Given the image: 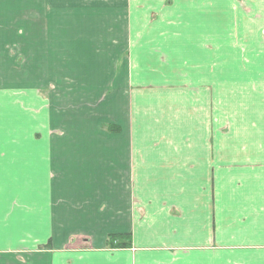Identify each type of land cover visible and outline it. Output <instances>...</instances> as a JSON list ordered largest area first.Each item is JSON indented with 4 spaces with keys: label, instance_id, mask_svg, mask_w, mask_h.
Masks as SVG:
<instances>
[{
    "label": "crops",
    "instance_id": "1",
    "mask_svg": "<svg viewBox=\"0 0 264 264\" xmlns=\"http://www.w3.org/2000/svg\"><path fill=\"white\" fill-rule=\"evenodd\" d=\"M0 264H264V0H0Z\"/></svg>",
    "mask_w": 264,
    "mask_h": 264
},
{
    "label": "rangeland",
    "instance_id": "2",
    "mask_svg": "<svg viewBox=\"0 0 264 264\" xmlns=\"http://www.w3.org/2000/svg\"><path fill=\"white\" fill-rule=\"evenodd\" d=\"M122 8H123V10H124V12H125V14H126V12H130L131 11V9H130V5H125V6H121ZM141 11H142V7H141ZM153 14H154V12H152ZM157 13V12H156ZM124 25H125V27H126V25H128V20L127 21H124ZM124 27V28H125ZM127 30H128V27H127ZM108 34H112L113 36H115V30L114 31H112V32H109ZM127 34H129V31H127ZM123 56L124 57H127V56H129V53L128 52H125V53H123ZM49 67H51V66H49ZM73 68L74 67H72V71H73ZM81 68H91V69H94L95 71H96V69H95V67H93V66H90V67H87V66H83V67H80V69ZM76 69V68H75ZM51 70H56V67L55 66H53L52 65V68H51ZM61 73V72H60ZM84 78H88V77H79V78H77L78 80L79 79H84ZM94 78V77H93ZM84 87H88L87 85H83ZM109 86H111V85H109Z\"/></svg>",
    "mask_w": 264,
    "mask_h": 264
},
{
    "label": "trees",
    "instance_id": "3",
    "mask_svg": "<svg viewBox=\"0 0 264 264\" xmlns=\"http://www.w3.org/2000/svg\"><path fill=\"white\" fill-rule=\"evenodd\" d=\"M121 237H126V236H115V235H111L109 237V244L111 246H114V247H124L126 245H128L127 242H125L124 240H121V241H117L116 239H119Z\"/></svg>",
    "mask_w": 264,
    "mask_h": 264
}]
</instances>
